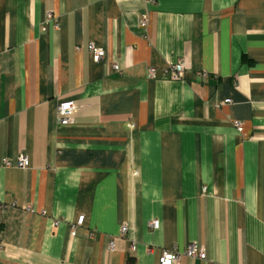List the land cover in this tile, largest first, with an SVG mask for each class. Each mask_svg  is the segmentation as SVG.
Instances as JSON below:
<instances>
[{"label": "crops", "instance_id": "1", "mask_svg": "<svg viewBox=\"0 0 264 264\" xmlns=\"http://www.w3.org/2000/svg\"><path fill=\"white\" fill-rule=\"evenodd\" d=\"M20 154L27 169L3 166ZM172 248L178 264H264V0H0V264H157Z\"/></svg>", "mask_w": 264, "mask_h": 264}, {"label": "built area", "instance_id": "2", "mask_svg": "<svg viewBox=\"0 0 264 264\" xmlns=\"http://www.w3.org/2000/svg\"><path fill=\"white\" fill-rule=\"evenodd\" d=\"M47 19L50 20L52 19L51 14H47ZM147 24V17L146 15H143L140 20H139V26L140 27H145ZM88 51L91 55V59L94 63H101L105 59V51L102 47L96 46L94 43H89L88 44ZM112 70L115 72H120V66L116 63L111 65ZM186 65L183 61H178L173 64H169L168 67L165 69V73L168 75V78L171 81H182L184 79L185 73H186ZM203 81L207 80L208 78V73L206 72H199L197 74ZM147 78L148 79H153L155 78V69L154 68H149L147 70ZM229 103V100H225L223 102ZM78 106L75 104L74 101H63L58 103L56 107V115L59 118V124L60 126L66 127V126H72L75 121H74V115L77 112ZM237 132L242 131V127L240 124H235ZM4 167H17L19 169L25 170L29 167V160L27 156L20 154L17 156V158L14 160L5 159L2 162ZM28 210L31 212L33 211L31 208H28ZM42 215H44V212H41ZM84 221V216H78L76 219L75 223L71 224L70 226V232L72 236L76 235V230L78 227L83 225ZM159 227V222L157 220H152L148 223V228L151 230H156ZM128 231L127 226L123 225L120 228V234L121 236H124ZM92 234H90L91 236ZM108 248L110 251L114 250V242L113 240L109 243ZM136 250V245L131 244L129 247L130 252H135ZM184 255L189 258V259H199L202 261L206 260V251L203 246L197 245V244H192L186 247L184 250ZM180 259V254L175 248L168 249V250H163L161 252V255L159 257L158 263L157 264H178Z\"/></svg>", "mask_w": 264, "mask_h": 264}]
</instances>
